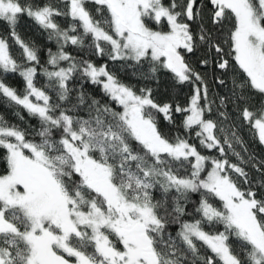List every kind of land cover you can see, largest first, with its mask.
Returning a JSON list of instances; mask_svg holds the SVG:
<instances>
[{
    "label": "snow or ice",
    "instance_id": "obj_1",
    "mask_svg": "<svg viewBox=\"0 0 264 264\" xmlns=\"http://www.w3.org/2000/svg\"><path fill=\"white\" fill-rule=\"evenodd\" d=\"M0 25V264H264V0H0Z\"/></svg>",
    "mask_w": 264,
    "mask_h": 264
},
{
    "label": "trees",
    "instance_id": "obj_2",
    "mask_svg": "<svg viewBox=\"0 0 264 264\" xmlns=\"http://www.w3.org/2000/svg\"><path fill=\"white\" fill-rule=\"evenodd\" d=\"M18 31L26 39L35 40L40 45H44V43H45L43 34L40 32L38 27L30 19H28L26 16L22 17L20 19L19 24H18ZM0 33L6 34V29L2 25H0ZM18 51H19V49H13L14 53H16ZM42 55H43V53H42ZM97 63H100V61L97 60ZM122 78L125 80L130 79L129 76H126L123 74H122ZM17 79L18 78L10 79L7 81V83L12 84L13 86H17ZM167 92H168V82L166 79H162L161 84H160L159 89H158V93L160 94V96L163 97L164 95L167 94ZM0 114H3L8 120H10L12 122H18L16 120V117L13 115L12 109L5 107L3 104H0ZM24 115H25V119L28 120L29 118L27 117V114L24 113ZM29 122L32 124H35L34 120H30ZM243 135H244L245 140L248 142L250 150L252 152L256 153V155L258 157L264 156V146H260L258 143L254 142L251 139V137L247 131H245L243 133Z\"/></svg>",
    "mask_w": 264,
    "mask_h": 264
}]
</instances>
